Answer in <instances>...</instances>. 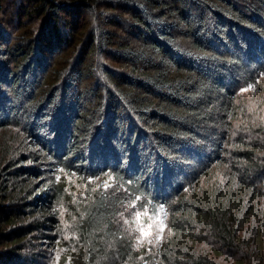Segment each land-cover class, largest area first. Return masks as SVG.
Listing matches in <instances>:
<instances>
[{
	"label": "trees",
	"instance_id": "obj_1",
	"mask_svg": "<svg viewBox=\"0 0 264 264\" xmlns=\"http://www.w3.org/2000/svg\"><path fill=\"white\" fill-rule=\"evenodd\" d=\"M30 3L25 15L44 20L38 36L6 48L0 34V120L29 121V136H45L49 145L40 144L36 154L47 152L46 159L64 169L74 163L83 170L92 162L101 174L105 166L128 193L166 205L170 235L156 251L140 249L118 226L119 197L96 191L72 203L61 181L49 186L44 201L28 203L30 214L39 207L48 216L28 232H56L54 240H62L60 212L69 204L75 217L68 235L78 264H217L196 256L201 242L255 252L264 232V97L251 99L258 108L247 116L250 107L236 105L239 93L226 74L234 64L264 59V0ZM65 53L68 59L53 66ZM259 73L248 82H259ZM213 95L223 101L214 103ZM212 127L221 131L212 161L187 185L170 181L183 152L204 143ZM4 148L10 158L0 173L27 176L12 165L13 147L6 142ZM148 173L156 175L154 184ZM162 182L172 197L158 189ZM22 184L19 193L26 178ZM9 190L0 185L1 201L10 199ZM27 191L33 199L40 190ZM26 232L6 242H20Z\"/></svg>",
	"mask_w": 264,
	"mask_h": 264
},
{
	"label": "rangeland",
	"instance_id": "obj_2",
	"mask_svg": "<svg viewBox=\"0 0 264 264\" xmlns=\"http://www.w3.org/2000/svg\"><path fill=\"white\" fill-rule=\"evenodd\" d=\"M31 7L32 4L30 3V0H0V34L3 35V47L7 48V46L18 44L19 42H22L25 37L34 35L33 38H35L38 36L43 28L44 20L43 18L38 19L35 15H25V11L32 10ZM60 32L68 37L67 31L63 26L61 27ZM40 51L41 49H38V54ZM45 57L49 58L51 56L46 55ZM68 57V54H66L62 57V60L53 59V66L64 62ZM102 60L107 64H113V61L110 58H102ZM258 60H260L259 57H257V60L253 59L252 61L259 62ZM259 63L260 65H254L251 64L250 60L247 62L245 60V65L234 64L233 66L236 68L231 71L229 70L228 74H226V77H228L227 83H229L227 85H231V87L239 93L237 98L240 97V101H238L236 105L245 103L250 107L247 116L252 110L258 108V105L253 106L254 104L251 102V99L254 100L255 97L257 98L260 95L261 97H264V73L257 72L258 70L261 71L264 67V59L260 60ZM10 67H14L13 64L10 65ZM52 70L53 68L48 72V76ZM254 73H259L257 79L259 82L254 83L253 81L249 83V78ZM40 77L41 76H39V78ZM232 79L234 82H231L233 81ZM213 97L214 100L219 99L214 103H218L219 101L221 103L223 101L218 98V95H213ZM9 107H11V104ZM4 109H8V106L5 105ZM259 109L261 112V108ZM17 110L20 109L17 108ZM5 114L9 117L10 112H6ZM252 120L253 118L250 122H252ZM5 124L6 129L2 127L3 125L5 126ZM33 124L34 121H31L30 126ZM27 125H29V121L23 119H17L16 121L13 118L10 120H0V170L3 169L2 165L4 164V161L10 158L7 154V150L4 148L7 142L9 143V146L13 147L12 151L15 153V158H13L15 161L12 165L14 164V168L16 166L24 168L27 172V176L21 175L22 177L18 179L13 176H11L12 178L8 177L4 175L5 173H0V185L7 186L10 189V199L0 200V215H2L3 218L4 216L12 217L6 221H2L0 217V264H78L74 261L75 250H72V247L75 244L70 241V235H68L73 227L72 222L75 217L71 206H68L69 204H66L60 212L59 232L61 235L59 238L61 237L62 240H54L56 239L55 235L58 234L56 232H28L29 227L33 225V223L36 221L44 222V220L48 218V216H45L40 212L39 207H34L38 212L36 211L34 214H30V210L27 209L28 205H30L28 203H33L35 205L36 201L40 198L44 201L49 192V186L53 182L60 181L66 184V191H68L67 196L71 197L72 203H77V200L79 199L85 200L90 197L89 195L94 194L96 191L107 193L110 197H119L120 199L118 198V200L120 201H118V206L116 208L118 210L116 216L118 226L121 227L123 232L133 240L134 245L138 248L156 251L166 241L170 235V212L166 205L159 204L163 205L167 210V220L165 221L167 226L164 230L163 240L158 244H149L147 241L138 244V233L133 231V229L137 227L134 223L135 213L147 212L150 216L152 205L155 206V202L141 197L139 201H136V196L128 193L123 187L119 186L115 182L113 175L103 169L105 166H101V170L99 171L101 174H98V171L96 172V164L94 165L92 162H88L83 170V165L74 163L70 164L69 170H66L61 166L59 161L47 160V152L36 154L40 144H46L47 147H49L47 144V138L44 136L40 141L38 135L33 138L30 137L27 130L30 128H27ZM234 125H236V122H234ZM216 129L218 128L212 127L211 132H214ZM216 133L219 135L221 131H217ZM216 133L214 132L213 134L206 135L204 137L206 139L204 143L183 152L182 159L180 163L177 164L175 173H173L174 176H171L170 181L178 180L181 182V185H187L192 182V180L200 173L204 165L209 161L211 162L214 158V146L218 143L219 139V137L215 135ZM45 149L50 150V148ZM55 153L56 155L61 154V156H63L59 148H56ZM145 170L146 169L143 168L142 171L144 172ZM155 177L156 175H150L148 173L147 179H150L154 184ZM23 178L24 180L26 178V190L19 193L18 188L23 183ZM105 183L109 185L107 189L104 187ZM163 184L164 183L162 182L161 187L158 189H162L160 191L165 192L166 195L172 197L171 189L165 188ZM32 186L36 188L37 191L40 190L37 193V196L33 199L29 198V191H27L28 188H31ZM133 203H136L135 208L131 206ZM141 205H143V209L141 208ZM148 222V217L142 216L140 223L145 228H147ZM248 225L250 224L248 223ZM248 225H244L243 235L246 234L249 227ZM22 229L26 230V233H28L22 238V241L16 243L6 242L13 238L12 236L14 234H20ZM258 233H260V230H258ZM258 238L256 243L252 246L253 249H256L255 252H253L255 254L243 252L246 250L240 252L238 250L222 249L219 245H211L207 242H201L196 248V256H207L217 264H264V232L260 234ZM210 242L213 241L211 240ZM21 248L23 249L21 250ZM6 254L14 255L11 261L6 260Z\"/></svg>",
	"mask_w": 264,
	"mask_h": 264
},
{
	"label": "snow or ice",
	"instance_id": "obj_3",
	"mask_svg": "<svg viewBox=\"0 0 264 264\" xmlns=\"http://www.w3.org/2000/svg\"><path fill=\"white\" fill-rule=\"evenodd\" d=\"M105 189L109 187L107 183L104 185ZM140 197H136V201H139ZM133 208L136 207V203L131 205ZM143 209V205H141ZM142 216L148 217V226L145 228L141 223ZM167 220V210L163 205L153 207L151 215L147 212H136L134 223L137 225L133 231L138 233L137 243L142 244L147 241L149 244H158L163 240L164 230L166 228L165 221ZM127 223V221H126ZM154 236V238H153Z\"/></svg>",
	"mask_w": 264,
	"mask_h": 264
}]
</instances>
